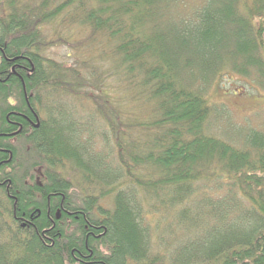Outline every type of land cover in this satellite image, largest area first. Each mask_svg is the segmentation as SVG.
<instances>
[{
  "label": "trees",
  "instance_id": "obj_1",
  "mask_svg": "<svg viewBox=\"0 0 264 264\" xmlns=\"http://www.w3.org/2000/svg\"><path fill=\"white\" fill-rule=\"evenodd\" d=\"M185 9L0 0V264H264V133L208 127L215 81L264 88V0Z\"/></svg>",
  "mask_w": 264,
  "mask_h": 264
},
{
  "label": "rangeland",
  "instance_id": "obj_2",
  "mask_svg": "<svg viewBox=\"0 0 264 264\" xmlns=\"http://www.w3.org/2000/svg\"><path fill=\"white\" fill-rule=\"evenodd\" d=\"M189 13L201 0H183ZM185 14V11L183 12ZM67 14L63 13L51 23L45 25L46 42L54 41L50 51L51 57L71 62L75 51L65 40L80 38V31L64 21ZM64 40V41H63ZM189 69H186V76ZM259 79V75L255 74ZM253 77L239 74L226 75L213 83L211 103L219 109V116L212 113L208 127L210 134L231 140L243 146L244 136L256 129L264 133V88ZM264 80V79H263ZM259 82V80H258ZM185 228V227H184ZM186 231L188 228H185ZM183 232L184 229H182Z\"/></svg>",
  "mask_w": 264,
  "mask_h": 264
}]
</instances>
